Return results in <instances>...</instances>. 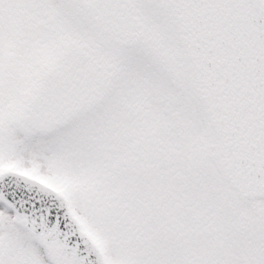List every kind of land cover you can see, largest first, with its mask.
<instances>
[{"label":"snow or ice","instance_id":"snow-or-ice-1","mask_svg":"<svg viewBox=\"0 0 264 264\" xmlns=\"http://www.w3.org/2000/svg\"><path fill=\"white\" fill-rule=\"evenodd\" d=\"M0 264H264V0H0Z\"/></svg>","mask_w":264,"mask_h":264}]
</instances>
